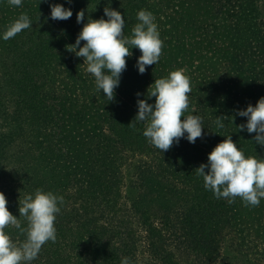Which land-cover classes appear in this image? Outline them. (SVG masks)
Returning a JSON list of instances; mask_svg holds the SVG:
<instances>
[{"label": "rangeland", "instance_id": "obj_1", "mask_svg": "<svg viewBox=\"0 0 264 264\" xmlns=\"http://www.w3.org/2000/svg\"><path fill=\"white\" fill-rule=\"evenodd\" d=\"M25 1L27 0H23ZM206 5V0H146L129 13L125 20L126 36L131 34L132 28L138 22L136 17L140 9L154 10L151 12L155 16L159 32H162L164 26L171 24L168 20L175 18L173 21L176 23L183 20L182 25L178 26V40H184L183 47H186V51L177 56L172 53L173 57L169 59L170 42L166 43L157 64L148 66L144 74H140L136 69L139 76L145 78L141 88L133 85L128 79V73H133L130 67L133 65L131 59L136 58L127 57V67L122 73L118 88L115 89L113 100L120 105L130 100L129 103L137 106V93H140V90L147 94L149 86L156 78L167 76L171 70L182 69L189 77L192 89L189 94V109L185 114L198 115L205 126L203 136L197 138L195 143L181 138L178 144L174 143L166 152L158 150L146 137L139 143L135 141L134 146L122 143V174L125 183L122 184L124 196L118 198V205L124 210L112 215L110 211L101 215L96 213L98 220L94 226H101L105 222L118 226L122 220L131 223L127 228H121L123 236L113 232L104 236L106 241L111 239L116 243L122 238L117 244L118 249L122 250L124 255L132 254L131 264H264V217L261 216V220H258L245 218L243 215L234 220L231 210L228 209L217 225L208 234H202L200 237L184 230L185 223L180 217L186 199L193 193L196 181L195 175L178 167L181 163L179 154L187 152L208 158L213 148L226 139L224 135H232L233 140H236L233 126L222 117V102H229L228 99L236 97L234 94L237 88L234 85H237L238 78L235 63L214 54L217 44L224 45V40L217 36L229 22L235 37L246 30H252L253 27L258 28L260 32L255 41L256 46L264 44V0H210V4ZM15 9L16 7L10 6L7 0H0V32L6 28L7 11ZM165 35L160 33V37ZM83 43L81 42V46ZM212 45L216 47L210 49ZM68 47L62 60H53L52 69L43 76H48V72L50 75L40 86L42 95L47 98V104L55 113L54 118L48 121L42 117L43 134L40 138H43L45 133H50L53 138L52 143L43 138L41 144L44 147L55 144L59 148L61 142L57 136L59 101L65 99L69 107L77 111L88 108L90 112H103L111 102L96 90L94 77L86 71L87 66L83 64V58L77 57ZM14 53V46L9 49L8 40L0 39V191L7 197L9 210L26 228V219L19 217V199L22 200L25 194L38 188L56 192L44 182L43 171L39 168L35 155L29 151L35 141L32 137L36 136L37 127L32 112L24 116L19 112L17 96L10 88V66ZM257 60L260 66H263L261 58ZM7 62L9 71L5 67ZM230 87L233 91L227 94ZM261 92L264 96V90ZM145 98L146 95L139 96V99ZM257 101L258 99L254 98L244 104V107L249 103L254 105ZM154 102L155 97H152L149 103ZM233 105L234 103L231 106ZM19 116H23L21 122L24 132L18 129ZM183 118L182 116L181 119ZM38 120L41 121L40 117ZM218 120L223 127L217 124ZM104 126L112 130L109 122H105ZM136 146L141 149H136ZM42 150L43 147H36L34 153L38 154ZM138 167L147 174L153 173L157 181L153 183L155 191L146 198L152 204L148 210L149 216L135 220L132 216V219L128 217L129 210H132L131 213L135 211L133 197L126 196L124 192L131 179L138 180L141 176L137 172ZM75 176L73 174L69 187L64 188L65 196L63 204L60 205L63 215L57 214L55 221L57 239L55 242L45 243L31 264H74L66 248V236L64 233L62 235L60 228H74L77 221L85 217L69 214L73 207L80 208L82 204L76 190L85 184V180L78 181ZM104 204L109 206L111 202L107 200ZM125 206L132 209L127 211ZM64 224L65 226H62ZM6 231L15 241H23L26 238L14 227H9ZM200 247H204L202 251H199Z\"/></svg>", "mask_w": 264, "mask_h": 264}, {"label": "trees", "instance_id": "obj_2", "mask_svg": "<svg viewBox=\"0 0 264 264\" xmlns=\"http://www.w3.org/2000/svg\"><path fill=\"white\" fill-rule=\"evenodd\" d=\"M145 1L38 0L36 2L27 0L21 7H16L13 11L8 10L5 17L6 27L22 13H27L32 21V27L8 40L9 49L11 46L15 48L10 66L11 80L9 84L17 96L19 112H22L23 116L31 112L35 115L33 121L36 123L37 133L32 137L35 141L31 144L29 151L35 155L37 164L43 171L44 182L59 196L64 197V188L69 187L73 174L76 175L78 181L85 180V184L76 190L77 197L82 199L81 207H73L69 211L70 216L85 215V217L83 220H78L77 226L74 228H60L62 235L64 233L66 236V248L74 264H121L122 258L125 257L128 258L129 264L132 263V254L124 255L122 250L118 249L117 244L122 238L118 243L112 242L111 239L110 241L104 239V236L111 232L120 233L123 236L121 228H127L131 223L122 220L118 226H116L117 224L112 226L110 222H105L98 227L94 225L98 220L96 213L101 215L110 211L112 215L124 210L122 206L118 205V198L124 196L122 184L125 183L122 174L123 150L121 146L122 143L134 146L135 141L139 143L140 140H143L145 124L134 120L138 106H133L129 103L130 100L124 102L123 105L113 100L108 103V108L103 112L100 110L90 112L88 108L77 111L75 108L69 107L67 100L64 99L59 101V112L57 109L59 116L57 136L61 141L59 148L55 144L44 147L41 144L42 139L45 138L52 143L53 138L50 133H45L46 135L40 138V135L43 134L42 117L48 121L54 118L55 113L53 108L47 104V98L42 95L40 86L48 79L49 72L48 76L43 75L52 69L53 60L56 58L62 60L67 47L76 41L83 27V24L77 23L79 11L85 12L86 22L89 17L99 19L104 16V8L111 6L121 11L126 20L128 14L135 11ZM52 3H62L66 8L71 7L73 10L71 18L52 20L50 18V4ZM206 3L208 6L210 0H206ZM150 10L154 12L153 9ZM173 19L168 20L171 24L164 26L160 32L164 35V32H167L165 36H161V39L163 48L166 43L170 42L168 57L173 54L177 56L184 53V50L186 51V47H183L184 40H178L180 33L178 26L182 25L183 20L178 19L180 21L176 23ZM259 32L258 28L253 27L252 30H246L235 37L230 23L227 22L224 30L217 36L224 40V45L217 44L214 54L233 61L238 78L237 85H234L237 88L234 94L236 97L228 99L229 102L227 100L222 102V106H224L222 117L233 126L236 135L235 142L245 151L246 155L264 158V146L255 143L253 139L255 133L240 132L238 129V125L246 122L247 118L236 115L238 109L246 108L244 104L248 101H253L254 98L259 100L263 96L261 91L264 90V44L257 47L255 43L259 38ZM213 47L215 48L216 45H212L210 49ZM140 55V50L133 48L132 55L129 57L135 56L137 59ZM257 58H261L263 66H260ZM136 59H131L133 65L130 67L133 73H128V79L133 85L141 88L145 78L142 75L139 76L136 70ZM8 64L9 62L5 64L7 71H9ZM232 91L233 88L230 87L227 94ZM140 94V96L146 95L142 90H140ZM232 103H234L233 106H231ZM23 116H19L18 121V129L22 132L25 131L23 122H21ZM105 122H109L112 132L104 126ZM40 146L43 147V150L38 154L34 153L36 147L41 148ZM136 149L141 148L136 146ZM178 158L181 160L178 167L195 175L196 181L192 195L186 199L180 212V217L185 223L184 230L197 237L202 234L206 235L217 225L228 209L231 210L234 220L237 216L243 217V215L245 218L258 220H261V216L264 217V199H261L259 206H245L239 197L234 203L229 204L227 200L217 199L211 191L205 189L203 179L196 175L195 169L201 163H207L208 158L187 152L179 154ZM137 172L141 176L138 180L131 179L126 192H124L126 196L133 197L135 211L131 213L132 210L128 211V209H132L131 207L125 206L124 208L130 212L128 217L132 216L135 220L149 216L148 210L152 204L146 198L155 191L153 183L157 181V177L153 173L147 174L140 167L137 168ZM107 200L111 202V205L104 204V201ZM222 207L224 208L222 209ZM141 210L142 212H139ZM60 213L63 215L62 211ZM204 247H200L199 251H202Z\"/></svg>", "mask_w": 264, "mask_h": 264}, {"label": "clouds", "instance_id": "obj_3", "mask_svg": "<svg viewBox=\"0 0 264 264\" xmlns=\"http://www.w3.org/2000/svg\"><path fill=\"white\" fill-rule=\"evenodd\" d=\"M7 2L13 7L23 5V0ZM50 8L52 20H67L73 15L72 8H66L62 3H52ZM136 19L138 22L131 34L126 36L124 14L111 6L104 8V16L99 19L89 17L86 22L85 12L77 13V23L83 27L68 50L83 58L86 71L94 77L96 90L108 101L115 97V89L127 67L126 58L132 55L133 48L141 52L136 61L140 74L160 60L163 41L155 16L149 10L140 9ZM30 27L29 15L22 13L0 32V39L9 40ZM81 42H84L83 46ZM191 91L189 77L182 69H175L165 77L156 78L145 99H139L141 94L137 93L138 112L134 120L145 124L143 135L158 150L166 152L181 138L195 143L203 136L205 126L202 119L198 115L185 114L189 109ZM152 97L155 102L149 103ZM236 115L247 118L238 125L239 131L255 133V143L264 146V96L256 104L249 103L246 108L238 109ZM217 124L223 127L219 120ZM224 136L226 139L208 154L207 163H201L195 169L196 175L203 179L205 189L217 199H225L231 204L239 197L245 206H259L264 199V158L246 155L232 135ZM61 204L63 196L52 191L38 188L25 194L22 200L19 199V217L26 219L25 228L9 210L7 197L0 191V264H31L45 243L55 242V221L61 212ZM10 226L19 229L26 238L13 240L6 231ZM121 264H129L128 258H122Z\"/></svg>", "mask_w": 264, "mask_h": 264}]
</instances>
